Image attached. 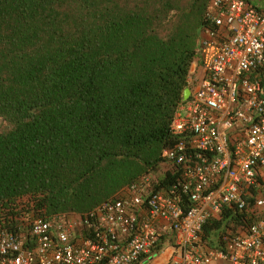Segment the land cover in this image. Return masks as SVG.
<instances>
[{
	"label": "trees",
	"instance_id": "1",
	"mask_svg": "<svg viewBox=\"0 0 264 264\" xmlns=\"http://www.w3.org/2000/svg\"><path fill=\"white\" fill-rule=\"evenodd\" d=\"M210 3L0 0V229L81 216L145 175L161 190L176 181L163 151L216 29ZM245 215L208 221L205 244L220 246Z\"/></svg>",
	"mask_w": 264,
	"mask_h": 264
},
{
	"label": "built area",
	"instance_id": "2",
	"mask_svg": "<svg viewBox=\"0 0 264 264\" xmlns=\"http://www.w3.org/2000/svg\"><path fill=\"white\" fill-rule=\"evenodd\" d=\"M206 17L216 29L205 31L163 151L176 181L161 190L145 175L81 216L0 229V264H147L160 254L165 264H264V9L211 0ZM227 209L251 218L208 247L204 227Z\"/></svg>",
	"mask_w": 264,
	"mask_h": 264
},
{
	"label": "crops",
	"instance_id": "3",
	"mask_svg": "<svg viewBox=\"0 0 264 264\" xmlns=\"http://www.w3.org/2000/svg\"><path fill=\"white\" fill-rule=\"evenodd\" d=\"M253 5L260 9H264V0H249ZM259 182L264 186V168L259 169Z\"/></svg>",
	"mask_w": 264,
	"mask_h": 264
},
{
	"label": "rangeland",
	"instance_id": "4",
	"mask_svg": "<svg viewBox=\"0 0 264 264\" xmlns=\"http://www.w3.org/2000/svg\"><path fill=\"white\" fill-rule=\"evenodd\" d=\"M194 76L198 77L199 76V71H197V72L195 71V75ZM166 261H167L166 254H160L159 256L156 255L154 257V259L150 260V262L147 263V264H165ZM212 264H218V263L214 261Z\"/></svg>",
	"mask_w": 264,
	"mask_h": 264
},
{
	"label": "water",
	"instance_id": "5",
	"mask_svg": "<svg viewBox=\"0 0 264 264\" xmlns=\"http://www.w3.org/2000/svg\"><path fill=\"white\" fill-rule=\"evenodd\" d=\"M191 94V89L187 87L183 92V101H186Z\"/></svg>",
	"mask_w": 264,
	"mask_h": 264
}]
</instances>
